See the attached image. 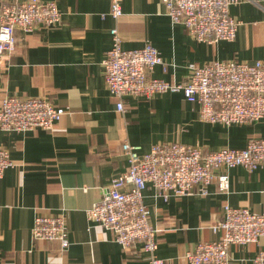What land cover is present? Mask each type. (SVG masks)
I'll return each mask as SVG.
<instances>
[{"label":"crops","instance_id":"1","mask_svg":"<svg viewBox=\"0 0 264 264\" xmlns=\"http://www.w3.org/2000/svg\"><path fill=\"white\" fill-rule=\"evenodd\" d=\"M55 2L61 23L31 33L16 30V52L0 67V106L5 96L43 98L65 115L52 131H0V149L14 166L0 179V264H152L141 243L124 250L111 231L88 219L87 211L102 199V190L126 173L123 144L147 153L161 143H181L207 152L244 149L253 138L264 139V118L251 125L225 126L200 120V106L182 93L123 97L124 111L106 84L103 61L118 28L124 50L152 45L163 58L149 77L181 84L189 65L214 61L264 62V0H238L230 15L238 23L234 41H197L182 24L167 16L162 0H123V16H110L107 0H41ZM1 13V3H0ZM230 192L216 183L202 194L165 201L149 187L145 205L159 243L155 257L163 264H191L185 257L202 242L220 240L211 227L224 217V207L247 208L264 216V168L228 170ZM220 174L216 172V174ZM66 219L70 246L35 240L39 215ZM264 250L258 244L232 246L228 264H255Z\"/></svg>","mask_w":264,"mask_h":264},{"label":"built area","instance_id":"2","mask_svg":"<svg viewBox=\"0 0 264 264\" xmlns=\"http://www.w3.org/2000/svg\"><path fill=\"white\" fill-rule=\"evenodd\" d=\"M111 3L110 16L118 22L123 16V0ZM166 14L174 24L184 25L199 42L218 43L235 40L239 23L231 17L230 8L238 0H162ZM0 67L16 52L17 29L31 33L50 29L61 23L62 14L55 2L41 0H0ZM112 46L103 61L105 80L110 94L119 100L117 108L124 111L123 97H145L165 93H182L190 103L200 106V120L209 124L243 126L264 118V62L250 65L235 61H214L203 66L189 65L190 76L181 84L148 76L163 58L152 45L142 49L124 50L118 28L111 30ZM43 98L5 96L0 106V131L25 133L52 131L65 115ZM128 157V171L116 177L102 190V199L87 211L88 219L111 231L124 250L136 243L152 256V264H163L155 257L159 243L157 231L151 226L150 211L145 205L149 187L158 191L165 201L193 194L199 187L216 183L220 193L230 192L228 170L241 167L249 172L264 168V139H251L244 149H221L207 152L181 143H161L147 153L140 146L126 142L122 146ZM14 166L8 152L0 149V179ZM220 174H216L219 172ZM223 231L220 240L202 242L195 253H187L191 264H228L232 246L258 244L264 237V216L247 208L224 207V217L211 227ZM32 234L35 240L59 242L62 253L70 246L66 219L61 215H39ZM255 264H264V250Z\"/></svg>","mask_w":264,"mask_h":264}]
</instances>
